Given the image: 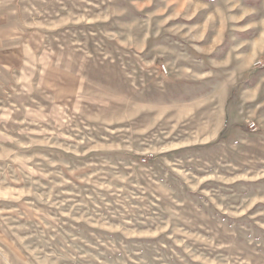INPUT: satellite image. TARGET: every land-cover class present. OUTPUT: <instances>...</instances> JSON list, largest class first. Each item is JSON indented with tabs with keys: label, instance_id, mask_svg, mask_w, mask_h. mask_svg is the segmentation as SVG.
I'll return each instance as SVG.
<instances>
[{
	"label": "rangeland",
	"instance_id": "rangeland-1",
	"mask_svg": "<svg viewBox=\"0 0 264 264\" xmlns=\"http://www.w3.org/2000/svg\"><path fill=\"white\" fill-rule=\"evenodd\" d=\"M7 1L0 264H264V124L212 138L238 81L200 51L264 0Z\"/></svg>",
	"mask_w": 264,
	"mask_h": 264
},
{
	"label": "crops",
	"instance_id": "crops-1",
	"mask_svg": "<svg viewBox=\"0 0 264 264\" xmlns=\"http://www.w3.org/2000/svg\"><path fill=\"white\" fill-rule=\"evenodd\" d=\"M9 3L7 0H0V18L4 16L1 14V5ZM255 6V5H254ZM253 5L247 6L250 8ZM237 7L236 5L232 8ZM258 11H264V4H260ZM249 8H245V13ZM234 10V9H233ZM257 11V10H254ZM244 13V12H243ZM9 14H13L9 9ZM237 14V13H236ZM9 15V16H10ZM241 19L228 20L227 16L218 20V28L215 33L208 38L206 46L202 44L200 51L208 56L210 66L217 69L219 72H224L225 75L235 76L234 80L238 81L236 84L237 98L231 100L229 96L222 95L220 98L219 109L223 113V125L213 135L212 138L218 136L225 127V123L229 122L230 115L233 110L242 112V107L246 108V115L260 124H264V68L258 69L252 67L255 58L264 57V14L255 19L243 20ZM0 20V32L1 28ZM11 20V19H10ZM9 20V23H11ZM3 22V21H2ZM12 24L9 25L11 27ZM1 34V33H0ZM207 32H204L206 36ZM8 42V50L11 49V42L16 43L17 39L9 38L5 40ZM11 54L2 53L0 51V66L4 65L5 57ZM4 59V60H3ZM230 81H219L223 90ZM228 87V86H227ZM240 88V89H239ZM221 89V90H222ZM245 124V122H244ZM264 128V125H261Z\"/></svg>",
	"mask_w": 264,
	"mask_h": 264
},
{
	"label": "built area",
	"instance_id": "built-area-1",
	"mask_svg": "<svg viewBox=\"0 0 264 264\" xmlns=\"http://www.w3.org/2000/svg\"><path fill=\"white\" fill-rule=\"evenodd\" d=\"M258 63H260V61ZM245 125L250 131H257L259 129L257 123L249 118H246Z\"/></svg>",
	"mask_w": 264,
	"mask_h": 264
}]
</instances>
